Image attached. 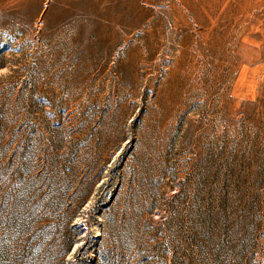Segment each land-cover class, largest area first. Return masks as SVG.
<instances>
[{
  "label": "rangeland",
  "instance_id": "rangeland-1",
  "mask_svg": "<svg viewBox=\"0 0 264 264\" xmlns=\"http://www.w3.org/2000/svg\"><path fill=\"white\" fill-rule=\"evenodd\" d=\"M0 264H264V0H0Z\"/></svg>",
  "mask_w": 264,
  "mask_h": 264
}]
</instances>
